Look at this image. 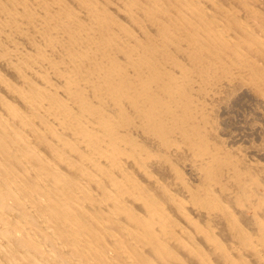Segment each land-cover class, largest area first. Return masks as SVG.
Masks as SVG:
<instances>
[{"label":"bare ground","instance_id":"6f19581e","mask_svg":"<svg viewBox=\"0 0 264 264\" xmlns=\"http://www.w3.org/2000/svg\"><path fill=\"white\" fill-rule=\"evenodd\" d=\"M0 264H264V0H0Z\"/></svg>","mask_w":264,"mask_h":264},{"label":"rangeland","instance_id":"374dc122","mask_svg":"<svg viewBox=\"0 0 264 264\" xmlns=\"http://www.w3.org/2000/svg\"><path fill=\"white\" fill-rule=\"evenodd\" d=\"M239 104L238 105H236V108H235V106L232 108L235 112H233L232 110L230 111V113L228 112V114L229 115H231V116H229L230 118H232V119H230L231 120V122H232V120L234 121V117H235V119H236V116L237 117H239L238 115H240V114H242L241 113V111L243 112V114H244V112H247L248 113V107L246 106V108H244L245 106H243V105H240L239 107ZM244 108V109H243ZM238 109V110H237ZM240 109V110H239ZM246 110V111H245ZM237 112H239V113H237ZM236 115V116H235ZM241 117V116H240Z\"/></svg>","mask_w":264,"mask_h":264}]
</instances>
